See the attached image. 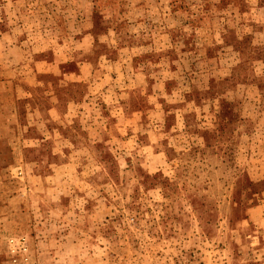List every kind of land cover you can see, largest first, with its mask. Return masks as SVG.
<instances>
[{
    "label": "rangeland",
    "instance_id": "rangeland-1",
    "mask_svg": "<svg viewBox=\"0 0 264 264\" xmlns=\"http://www.w3.org/2000/svg\"><path fill=\"white\" fill-rule=\"evenodd\" d=\"M0 264H264V0H0Z\"/></svg>",
    "mask_w": 264,
    "mask_h": 264
},
{
    "label": "built area",
    "instance_id": "built-area-1",
    "mask_svg": "<svg viewBox=\"0 0 264 264\" xmlns=\"http://www.w3.org/2000/svg\"><path fill=\"white\" fill-rule=\"evenodd\" d=\"M20 171H17L19 174ZM6 253L11 262L16 263L20 258L26 260L27 239L24 234L9 235L5 240Z\"/></svg>",
    "mask_w": 264,
    "mask_h": 264
}]
</instances>
